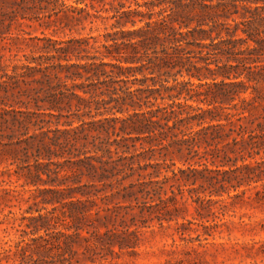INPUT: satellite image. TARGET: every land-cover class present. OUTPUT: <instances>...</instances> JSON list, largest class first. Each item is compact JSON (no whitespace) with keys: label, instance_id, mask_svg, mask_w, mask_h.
I'll use <instances>...</instances> for the list:
<instances>
[{"label":"trees","instance_id":"obj_1","mask_svg":"<svg viewBox=\"0 0 264 264\" xmlns=\"http://www.w3.org/2000/svg\"><path fill=\"white\" fill-rule=\"evenodd\" d=\"M28 1L53 7L54 24L70 31L108 26L14 56L9 79L26 90L0 110L2 129L11 141L35 129L45 148L25 160L6 145L17 167L6 173L25 182L0 183V207L19 208L2 209L0 264H102L106 251L136 248L137 230L114 234L111 217L93 213L95 184L116 176L149 177L138 187L145 200L165 180L173 196L164 202L177 201V188L214 218L237 200L264 203V0ZM42 117L57 119L53 137Z\"/></svg>","mask_w":264,"mask_h":264},{"label":"rangeland","instance_id":"obj_2","mask_svg":"<svg viewBox=\"0 0 264 264\" xmlns=\"http://www.w3.org/2000/svg\"><path fill=\"white\" fill-rule=\"evenodd\" d=\"M57 20L56 11L53 7L48 8L46 4H34L28 0H0V110L5 108L6 104L15 105L17 100L14 95L26 90L24 84L14 86L15 83L9 79L14 73V66L21 63L14 56L19 53L20 56L37 55L34 51L35 46L39 45V39L45 37L70 39L79 36H98L105 34L108 26L99 22L98 29L93 33L89 25L85 31L78 32L54 24ZM48 22L51 24L50 28L45 25ZM22 108L26 110L25 106ZM42 119L45 121L41 124L45 127L42 131L53 137V132L57 129V119L50 117ZM3 126L5 123L0 122V183L8 188L23 184L25 179L18 181L17 173L14 172L12 177L6 173L8 168L17 169L16 166H11L13 161L6 154V145L13 142L20 150L19 158L25 160H28V157L24 154L28 156L38 154L39 150L45 147L43 139L36 138L35 129L25 138L17 132L14 141H11L8 137L12 132L9 129H2ZM39 132L41 131L37 133ZM28 138L32 142L31 147L25 143V139ZM115 139L117 138L113 137L112 141ZM46 142H49V139L46 138ZM66 152H69L68 149ZM64 156V160H77L75 156L70 157L67 154ZM174 160L178 167L185 168L179 158L174 157ZM28 162L32 166L35 165L33 157ZM145 164L147 162L143 161V165ZM43 178L46 179V176ZM146 180L149 181L150 178L137 174L127 181L123 180L122 176H116L104 184H95L97 187L93 191L99 193H96L97 205L93 204V213L101 211L102 217L110 216L107 226L114 234H122L129 227L131 231L137 230V236L134 237L136 248L120 251L115 247L113 250L116 254L106 251L107 260L102 264H264V203L251 204L237 200L224 216L219 214V218H214L209 211L198 212V205L188 197V193L183 197L177 188L175 189L177 201L164 202L168 196H173L171 185L165 180L161 187L168 195L161 192L160 195H155L153 200L150 198L145 200L138 193V187L141 183L147 182ZM87 183H89L87 179H84L82 184ZM263 185V182L259 183L258 188L261 189ZM197 187L200 195L209 196V190L202 188L201 183ZM127 190L131 193V199H125ZM254 192L255 190H252L248 195L252 194L255 197ZM94 194L91 196H95ZM224 199H228L227 194H224ZM29 206L30 204L26 202L21 205L23 209H28ZM127 206L131 208L126 211ZM4 208L0 207V216ZM11 210L19 212V208H5V213ZM106 231L105 228L102 229V232Z\"/></svg>","mask_w":264,"mask_h":264}]
</instances>
